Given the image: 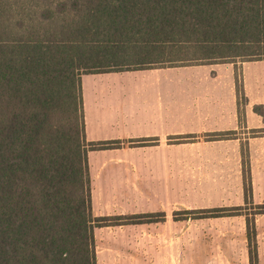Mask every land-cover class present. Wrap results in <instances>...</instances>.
Here are the masks:
<instances>
[{"label":"trees","instance_id":"trees-1","mask_svg":"<svg viewBox=\"0 0 264 264\" xmlns=\"http://www.w3.org/2000/svg\"><path fill=\"white\" fill-rule=\"evenodd\" d=\"M236 59L264 60V0H0V264H96L95 227L164 216L93 214L88 151L121 141H86L82 74ZM253 206L184 213L243 215L258 264Z\"/></svg>","mask_w":264,"mask_h":264},{"label":"rangeland","instance_id":"rangeland-1","mask_svg":"<svg viewBox=\"0 0 264 264\" xmlns=\"http://www.w3.org/2000/svg\"><path fill=\"white\" fill-rule=\"evenodd\" d=\"M212 63L216 68L219 66L222 77L229 74L231 82L234 81L235 87L229 91L226 102L231 106L233 100L236 102V121L224 131L204 133L188 140L174 138L169 142L171 150L163 153L155 150L139 154L163 157L167 161L168 174L166 178L157 177L155 187L146 186L153 180L148 182L145 176L134 177L142 187H114L120 173L114 170L115 162L109 158L115 153L112 150L89 153L92 197L96 199L104 193L103 197L110 199L112 190L124 195L135 192L152 211L164 214L154 222L95 227L96 252L99 256L106 254L99 257V264H124L123 261H127L125 264H248L243 215L193 218L184 213V210L238 205H245L244 212L252 213L253 204L264 202V60ZM258 105L261 108L256 109ZM98 134L104 140L116 138L121 132L105 129ZM126 155L139 156L135 152ZM244 170L249 173L252 186L251 202L248 200L247 204ZM126 200L137 201L133 196ZM95 207V215L112 212L106 205L95 204ZM255 218L258 264H264V214Z\"/></svg>","mask_w":264,"mask_h":264},{"label":"crops","instance_id":"crops-1","mask_svg":"<svg viewBox=\"0 0 264 264\" xmlns=\"http://www.w3.org/2000/svg\"><path fill=\"white\" fill-rule=\"evenodd\" d=\"M216 66L204 63L81 76L86 141H121L118 148L100 149L115 153L109 158L115 162L114 170L120 173L119 182L114 187H142L140 180L134 177L145 176L149 178L148 182L153 180L155 183L159 181L157 177L167 176L165 158L139 154L155 150L163 153L171 150L169 142L174 138H197L200 134L224 131L235 123L236 102L233 100L232 106L226 102L229 91L235 87L234 81L231 82L229 74V77H222L219 66ZM229 73L232 74L231 71ZM85 79L87 82H84ZM105 129H115L121 135L102 140L98 133ZM152 138L154 140H149ZM139 140L145 143L139 144ZM128 152L139 156L132 158L126 155ZM104 163L99 164V169ZM88 168L91 176L89 161ZM153 183L146 186L155 187L158 184ZM91 186L94 185L90 177ZM113 192L110 199L104 198V193L95 199L91 192L92 211L96 208L95 204H100L118 213H93L95 216L156 212L141 202L140 195L135 192L130 195ZM129 196L137 201L127 202ZM99 257H106V254L99 256L96 252V264H99ZM126 262L123 261L124 264Z\"/></svg>","mask_w":264,"mask_h":264}]
</instances>
